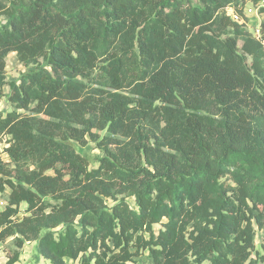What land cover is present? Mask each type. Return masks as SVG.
<instances>
[{"label":"trees","instance_id":"obj_1","mask_svg":"<svg viewBox=\"0 0 264 264\" xmlns=\"http://www.w3.org/2000/svg\"><path fill=\"white\" fill-rule=\"evenodd\" d=\"M247 1L0 0L6 264L32 241L49 264H264V18L250 32Z\"/></svg>","mask_w":264,"mask_h":264},{"label":"rangeland","instance_id":"obj_2","mask_svg":"<svg viewBox=\"0 0 264 264\" xmlns=\"http://www.w3.org/2000/svg\"><path fill=\"white\" fill-rule=\"evenodd\" d=\"M264 7V0H261L257 3H254L253 1H247L244 6V12L247 17V26L252 32V29L255 25H260L261 20L264 18V14L260 13V9ZM249 61V59H248ZM25 70V67L18 62L15 53L11 52L8 54L6 58V77L8 80L17 79L20 73H22ZM7 91V85H5L3 88L0 89V110L6 111L8 109V102L5 100L4 95ZM3 139V138H2ZM3 146V141L0 140V148ZM78 151L81 152L89 161V166H96L97 164V158L102 156V152H100L97 148H95L94 144L89 142L86 146L78 147ZM5 196L6 194H0V206L5 203ZM128 202L132 207H135V202L132 197L127 198ZM24 208V205L21 206V209ZM159 224L154 226L155 231L158 230ZM264 239V231L263 230H257L256 236H255V244L256 247H259V243ZM1 243V248L4 252H6V257L9 253V251L14 247L11 243L10 238L5 240ZM23 247V246H22ZM146 257V254H144ZM145 257H138L137 260L140 264H149V260L145 259ZM19 264H49L48 260L41 257L37 252V246L34 242L33 248L31 253L29 254V258L27 259H20ZM0 264H4L0 261ZM67 264H78L77 261H68ZM203 264H208L207 262Z\"/></svg>","mask_w":264,"mask_h":264},{"label":"crops","instance_id":"obj_3","mask_svg":"<svg viewBox=\"0 0 264 264\" xmlns=\"http://www.w3.org/2000/svg\"><path fill=\"white\" fill-rule=\"evenodd\" d=\"M5 86V85H4ZM3 86V87H4ZM2 87V88H3ZM8 92V88H7V91L6 93ZM5 203L3 205L0 206V210L4 207ZM1 242V241H0ZM33 245H34V241L32 242H26L23 247L21 248L20 250V255H19V259L17 262H15L14 264H19V260L20 259H27L29 258V254L31 253L32 251V248H33ZM6 252H4L1 248V243H0V261L3 262L4 264H6V260H7V257H6ZM69 260H67L68 262ZM72 261V260H70ZM49 263V262H48Z\"/></svg>","mask_w":264,"mask_h":264},{"label":"built area","instance_id":"obj_4","mask_svg":"<svg viewBox=\"0 0 264 264\" xmlns=\"http://www.w3.org/2000/svg\"><path fill=\"white\" fill-rule=\"evenodd\" d=\"M234 16H235V15H234ZM252 33H253L254 35H256V36L259 35V33H260L259 25H255V26L253 27V29H252Z\"/></svg>","mask_w":264,"mask_h":264}]
</instances>
